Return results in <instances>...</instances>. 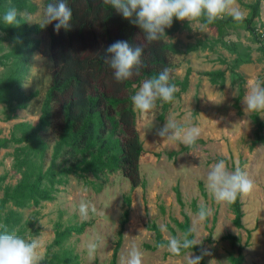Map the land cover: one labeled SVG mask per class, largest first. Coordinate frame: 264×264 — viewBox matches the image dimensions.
Listing matches in <instances>:
<instances>
[{"label":"rangeland","instance_id":"rangeland-1","mask_svg":"<svg viewBox=\"0 0 264 264\" xmlns=\"http://www.w3.org/2000/svg\"><path fill=\"white\" fill-rule=\"evenodd\" d=\"M253 2L237 0L244 17L251 16ZM43 7L44 0H25V7L21 9L14 6L12 0H5L0 10V89L9 85L8 93H16L18 85L26 95L36 93L23 109L18 108L15 101L0 102V140L19 137L22 123L35 125L40 116L52 71L47 26L39 33L30 34V38L38 41L34 49L26 46L23 33L30 25H40ZM9 8L16 9L19 26L3 22L2 17ZM28 16L33 21H27ZM202 24L190 25L185 20L178 21L175 30L165 29L164 40L172 47L168 68L170 82L176 85L179 95L166 107L158 100L153 121L134 110L144 148L138 186L132 188L120 170L103 172L98 177L87 173L85 179L69 174L64 183L55 185L57 190L52 200L24 207L7 202L0 210V224L10 233L40 241L44 261L110 264L120 239L115 264H125L133 248L143 254L142 264H186L185 257L191 250L174 255L166 246H155L153 227L167 245L171 237L183 239L186 232L180 224L187 215L189 238L201 241L197 247L204 252L206 264H230L238 245L242 246V264H264V141L253 143L256 126L250 117L256 113L264 121L261 117L264 113L245 114L242 103L249 81H264V54L257 50L258 43L254 40L255 35L264 43V0L250 24L255 34L247 29L245 22L227 24L220 32L215 26L202 27ZM221 42H226L230 48ZM237 56L249 61L231 70ZM218 70H224L222 84L219 80L212 83L209 78L210 73ZM185 78L187 82L181 89ZM142 82L132 89V96ZM169 119L184 127L200 128L195 146L181 144L177 148L158 135ZM40 136L47 143L44 156L28 154V162L21 169L15 166V161L17 157L23 158L24 152L16 148L25 147L27 143L9 142L0 148V199L5 187H12L20 179L27 164H41L43 170L50 164L56 131L51 125ZM72 159L71 153L63 149L55 160V171L67 166ZM219 160L225 161L229 171L237 167L243 169L254 183L250 195L239 197L241 227L234 223L232 203L217 202L206 187L210 166ZM42 185L47 186L44 181ZM82 203L88 205L86 218L80 210ZM200 207L211 209L212 213L203 221L198 218ZM125 210L128 214L119 237ZM57 222L62 227L83 222L86 226L81 233H71L55 246L51 243Z\"/></svg>","mask_w":264,"mask_h":264},{"label":"trees","instance_id":"trees-1","mask_svg":"<svg viewBox=\"0 0 264 264\" xmlns=\"http://www.w3.org/2000/svg\"><path fill=\"white\" fill-rule=\"evenodd\" d=\"M4 1L0 0V10ZM52 2L54 0H44L45 6ZM67 2L73 13L71 29L61 28L57 32L54 30L57 23L55 21L46 27L52 71L38 121L35 125L22 123L23 130L19 137L12 136L0 140V148L6 147L9 142L27 143L25 147L16 148L17 151L24 152V157H17L15 161V166L21 169L28 162V154L39 158L44 156L47 143L40 134L52 125L57 139L52 147L51 161L45 170L42 169L41 164H31L32 167L27 164L22 170L20 179L12 187H5L0 199V210L7 202H11L16 207H24L29 203L38 204L43 200H52L53 192L57 190L55 185L64 183L69 174L85 179L87 173L98 177L103 172L120 170L132 188L141 183L139 159L144 149L136 128V113L130 99L131 91L145 79L155 77L164 68H169V53L172 47L164 37L156 42H147L138 26L124 19L111 5L104 3V0H67ZM12 3L18 9L25 7V0H12ZM260 3L261 0H254L250 5L251 16L244 17L242 21H235L231 16H225L223 20H217L209 26H215L220 32L227 24L245 22L247 29L255 34L250 24L258 15ZM178 21L173 19L172 29L178 28ZM43 29L44 27L38 24L27 27L23 33L26 46L34 49L38 41L29 36ZM122 40L133 46L142 45L144 50L139 74L118 83L114 79L113 70L105 62V52L111 44ZM254 40L258 43L257 50L264 54V43L255 35ZM221 44L230 48L226 42ZM247 61L249 58L237 56L230 68L233 70L234 67ZM209 78L212 83L219 80L222 84L224 70L210 73ZM237 79L240 83L243 82L241 77ZM186 82L185 78L181 89H184ZM8 88L9 85H6L0 89V102L10 104L15 101L20 109L25 108L29 100L36 95L35 92L24 94L18 85L16 93H8ZM178 95L179 91L175 93V97ZM239 98L240 95L236 100ZM250 117L256 126L253 143L263 142L264 121L259 119L256 113L251 114ZM63 149L69 151L73 159L67 166L55 171V160ZM43 181L47 186L42 185ZM126 200L127 203L130 202L129 198ZM232 207L235 214L234 223L237 227H241L242 211L239 197L232 203ZM127 214L128 211L125 210L124 219L120 222L119 237L126 223ZM188 219V216L184 215L180 228L190 234ZM85 226V222L64 227L60 222L55 223L51 245H60L64 238L71 233H81ZM153 230L155 246L165 244L158 229L153 227ZM116 248L110 264H115ZM191 251L202 255L201 264H206L202 250L195 246ZM243 261L242 246L238 245L230 258V264H242ZM69 264H77V262Z\"/></svg>","mask_w":264,"mask_h":264},{"label":"clouds","instance_id":"clouds-1","mask_svg":"<svg viewBox=\"0 0 264 264\" xmlns=\"http://www.w3.org/2000/svg\"><path fill=\"white\" fill-rule=\"evenodd\" d=\"M111 5L124 19L138 26L144 33L147 42L159 41L166 35L165 29L171 28L173 19L188 21L189 24L205 23L202 27L231 16L235 21H242L244 13L239 10L237 0H104ZM72 9L67 0H54L42 9V18L38 22L41 27L52 24L55 31L61 28L69 30L72 27ZM8 26H19L17 11L9 8L2 17ZM27 21H33L30 16ZM142 45H130L127 41H116L105 52V62L111 67L114 79L122 83L139 74L142 65ZM37 58L38 55H37ZM177 87L170 82V72L164 68L157 76L145 79L133 96L130 97L134 110L145 117L155 120L157 101L173 103ZM235 94V93H234ZM245 114L249 112L264 113V81H249L248 91L244 96ZM264 117V116H261ZM201 130L197 126L184 127L174 119L166 121L158 135L173 143L174 147L184 145L193 147L200 137ZM206 187L217 202L234 203L238 197L250 195L254 188L253 180L248 173L237 167L229 171L224 160H219L210 166L207 173ZM80 210L87 217L88 205L81 204ZM211 209L200 207L198 218L203 221L210 216ZM0 264H42L45 253L38 239H25L16 233H10L5 225L0 224ZM163 230V228H162ZM186 233L183 239L171 237L167 247L174 255H180L182 250L193 249L201 243L197 238H189ZM95 245H90L94 247ZM142 253L133 248L125 264H142ZM202 255H193L192 251L185 257L186 264H201Z\"/></svg>","mask_w":264,"mask_h":264},{"label":"crops","instance_id":"crops-1","mask_svg":"<svg viewBox=\"0 0 264 264\" xmlns=\"http://www.w3.org/2000/svg\"><path fill=\"white\" fill-rule=\"evenodd\" d=\"M178 97V96H177ZM163 105H164V107H165V105L167 106V105H169V103H163ZM144 149V148H143ZM144 152V151H143ZM143 154V153H142ZM142 156V155H141ZM141 158V157H140ZM140 159H139V165H140Z\"/></svg>","mask_w":264,"mask_h":264}]
</instances>
